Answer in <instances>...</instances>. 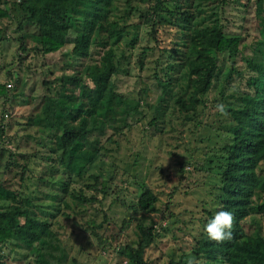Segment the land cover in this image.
<instances>
[{
    "label": "trees",
    "instance_id": "obj_1",
    "mask_svg": "<svg viewBox=\"0 0 264 264\" xmlns=\"http://www.w3.org/2000/svg\"><path fill=\"white\" fill-rule=\"evenodd\" d=\"M147 1L151 2V11L144 24L152 26L151 34L155 35L159 26H170L177 28L180 42L171 49L174 64L165 69L164 76L155 74V85L150 81L161 91L146 105L148 115L137 121L145 126L159 122L163 108L167 107L164 96L168 93H176L175 111L185 122H193L196 129L210 121L206 104L216 100L215 105H220L230 88L233 92L229 94L238 104L233 109L224 107L223 113L215 111L216 116H223L219 122L231 142L223 148L225 155L218 167L222 176L216 211L205 210L206 221L218 211L232 212V239L218 244L207 239L203 231L192 255L198 264H264V173L260 170L264 168V31L257 47L259 58L254 51L244 57L242 71L226 65L222 59L226 57L234 64L241 38L222 32L217 7H208L209 0H161L160 4L159 0ZM142 2L146 0H5L0 4V21L7 20L13 26L20 51L48 55L66 48L73 57L66 66L72 72L63 71L54 79L57 93H48L42 99L44 116L31 118L25 124L33 133L40 128L46 132V159L50 160L52 173L59 174V180L49 185L55 192L50 198L51 203L60 204L59 209L55 212L52 208L48 213L47 202L34 201L41 197L20 198L0 184V245L10 243L14 249L26 250L28 243L38 245L31 264H80L61 245L60 231L53 230L54 216L59 210L71 211L65 213L68 219L78 212L89 214L84 223L87 230L98 242L103 240L101 223H108L109 217L99 207L105 205V199L117 196L110 192V181L94 171L93 166L105 160L103 151L107 144L108 148L118 146L122 137H129L128 142L134 140L128 136L132 129L128 119L140 112L137 109L143 103L140 97H127L117 91V81L130 75L127 70L119 71L111 47L98 60H93L92 50L114 46L125 39L137 26L134 12ZM254 7L256 17H261L264 0H257ZM7 38L5 30L0 29V41ZM180 48L183 50L178 51ZM145 53L144 50L138 61L141 68ZM175 53L179 54L174 56ZM224 69L225 83L222 82L220 95L217 99L207 98L211 85ZM172 71L179 76L176 84L168 76ZM4 94L5 88L0 85V96ZM202 108L205 114L201 117ZM3 133L0 127V138ZM15 155L9 153L6 168L10 161L17 163ZM20 179L24 180V174ZM140 186L144 190L135 207H128L124 199L117 198L108 209L114 202L119 203L127 212L131 211L127 218L155 211L158 197L147 186ZM97 203L100 205L88 211ZM37 210L42 215H37ZM99 214L101 223L96 222ZM126 224L123 219L121 231ZM245 228H252V232ZM134 232L135 246L125 247L124 258L129 264H149L144 252L158 236L153 224L137 223Z\"/></svg>",
    "mask_w": 264,
    "mask_h": 264
},
{
    "label": "rangeland",
    "instance_id": "obj_2",
    "mask_svg": "<svg viewBox=\"0 0 264 264\" xmlns=\"http://www.w3.org/2000/svg\"><path fill=\"white\" fill-rule=\"evenodd\" d=\"M4 1L0 0V4ZM209 1L208 7H217L222 32L241 38L240 52L233 58L234 64L226 57L222 59L226 65L242 70L244 57L251 56L254 51V55L259 58L257 47L262 41L264 12L261 17H256L254 4L257 0ZM158 2L160 4L161 0ZM150 3L146 0V3L137 4L134 12L137 26L130 30L125 39L114 46L92 50L93 60H98L111 47L119 71L127 70L130 75L117 81V91L127 97H140V102L143 103L137 109L140 112L128 119L132 128L128 136L134 140L128 142L126 139L129 137H122L118 146L108 148L107 144L103 151L105 160L97 162L93 170L110 181V192L115 193L119 200L124 199L128 207L136 206V199L144 190L140 185L147 186L158 197V201L155 211L127 218L131 211L127 212L119 203H112L108 209L111 201L117 198L105 199V205L99 209L108 215L109 222L101 223L102 214H99L96 222L103 225V240L100 242L91 236L88 226L84 224L89 214L82 215L78 212L75 216L71 214L73 218L68 219L65 213L71 211L59 210L54 216L53 230L60 231L61 245L80 264H129L124 258L125 247L135 246L134 229L137 223L153 224L158 235L144 252V259L149 264H186L189 257H194L192 251L207 222L205 210L215 212L217 208L222 176L218 167L225 155L223 148L230 144L231 139L221 128L223 116H216V100L206 104L210 121L198 129L193 122H185L175 111L176 93L165 94L167 107L163 108L159 122L145 126L137 121L148 115L150 110L146 105L148 107L156 93L161 91L153 87L150 81L155 85V74L164 76L165 69L174 64L171 49L180 42L177 28L172 29L170 26H159L156 34H151L152 26L144 24L151 11ZM0 29L5 30L8 37L5 41H0V85L5 88V94L0 96V127L4 131L0 138V184L20 198L39 196L41 198H35V202L45 201L48 203L45 205L48 213L52 208L56 212L60 204L57 201L54 202L56 204L51 203L50 194L55 192L49 185L59 180V174L57 176L52 173L50 160L46 159L49 151L48 147H43V143L48 142L46 132L40 128L39 132L33 133L25 124L31 118L44 116L45 103L42 99L48 93H57L58 86L54 79L63 71L67 74L72 72L67 71L66 66L72 62L73 57L66 48L48 55L20 51L13 26L3 20L0 21ZM144 50V66L141 68L138 61L142 59ZM181 50L183 48L178 49ZM178 54L175 53L174 56ZM219 58L221 61V57ZM74 72L77 73L75 69ZM225 73L224 69L219 79L211 85L207 98L217 99L222 82L225 83ZM168 76L172 77L175 84L179 80L174 71ZM232 92L233 89L230 88L218 104L235 108L238 104L229 94ZM204 114L205 110L202 108L201 117ZM10 152L16 153L17 163L10 161L6 168ZM260 170L264 173V168L260 167ZM22 174L23 181L20 179ZM84 194L87 195V192ZM59 198L60 196L57 199ZM98 205L100 204H94L88 211ZM36 212L37 215H42L40 210ZM123 219H126L127 224L121 231L120 223ZM47 222L51 220L48 219ZM262 228L264 231V221ZM245 229L252 232V228ZM28 245L26 250L14 249L10 243L1 244L0 261L3 264H31L39 246ZM25 254L28 256L25 257Z\"/></svg>",
    "mask_w": 264,
    "mask_h": 264
},
{
    "label": "clouds",
    "instance_id": "obj_3",
    "mask_svg": "<svg viewBox=\"0 0 264 264\" xmlns=\"http://www.w3.org/2000/svg\"><path fill=\"white\" fill-rule=\"evenodd\" d=\"M218 111L223 113L224 106L217 105ZM233 214L230 211H218L203 226V231L207 239L218 244L232 239ZM186 264H198L194 257H189Z\"/></svg>",
    "mask_w": 264,
    "mask_h": 264
}]
</instances>
